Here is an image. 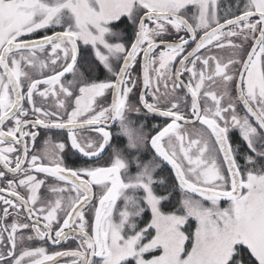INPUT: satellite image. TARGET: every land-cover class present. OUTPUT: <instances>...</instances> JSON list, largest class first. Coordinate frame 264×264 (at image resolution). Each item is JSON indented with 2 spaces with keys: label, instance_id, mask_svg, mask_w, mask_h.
<instances>
[{
  "label": "snow or ice",
  "instance_id": "6c2138e0",
  "mask_svg": "<svg viewBox=\"0 0 264 264\" xmlns=\"http://www.w3.org/2000/svg\"><path fill=\"white\" fill-rule=\"evenodd\" d=\"M235 8L221 23L217 0H0V264H264V0ZM125 20L131 37L116 28ZM40 30L51 34L28 38ZM234 38H251L250 51ZM81 42L109 78L80 71ZM225 46L242 54L227 62L212 54ZM141 56L138 103L170 121L150 137L128 115L141 111L130 102ZM66 74L73 78L65 82ZM217 80L222 92L206 89ZM178 89L190 94L191 111L170 95ZM196 122L202 130L189 133L184 126ZM41 127L65 132L69 145L49 137L43 154L34 153L33 129ZM232 130L248 153L233 147ZM85 131L95 139L82 138ZM114 136L126 144L114 145ZM67 146L85 160L109 154L104 166L73 168L61 155ZM165 163L181 192L174 211L163 210L171 194H161L168 185L156 176ZM49 178L56 198L44 202ZM146 209L150 220L141 227ZM24 232L34 235L18 237ZM69 238L78 239L76 248L17 247L18 240L58 246Z\"/></svg>",
  "mask_w": 264,
  "mask_h": 264
},
{
  "label": "rangeland",
  "instance_id": "374dc122",
  "mask_svg": "<svg viewBox=\"0 0 264 264\" xmlns=\"http://www.w3.org/2000/svg\"><path fill=\"white\" fill-rule=\"evenodd\" d=\"M238 3H240V0H217V4H218L217 15H218V17L221 18V23H223V17L225 15V10L228 9L229 7H231L233 11H236L235 6ZM241 6H242V4H241ZM236 14H239V12H236ZM228 18H231V16H229ZM126 25H127V21L125 20L124 22L117 24L116 25V28L118 30H120L124 36L131 37V35H132V29H131V27H126ZM56 30H61V29L57 28ZM39 32H45V31L40 30ZM38 33L35 34V35H31L28 38L31 39V38L40 37V36H38L39 35ZM45 34H50V33H44V35ZM181 35H183V33H181ZM167 38L169 40L172 39L171 36H169ZM233 43H235V44L243 43L244 52H246V51H248L250 49V45L253 43V41L251 40V38H249L247 41H244L242 38H234ZM225 44H226V41H225ZM80 46H82V48H83V46H86V45H83L82 42H81L80 43ZM88 47L89 46H86L84 48V50L88 49ZM85 54H88L89 56H92V55L94 56V52H93L92 48H91V53L90 52H87ZM212 54L213 55H216L219 58H221L224 62H227L229 59L239 58V55L242 54V53H239L238 54V52H237L236 49H233L231 47L225 46L224 48H222L220 50H217V49L213 48ZM82 57L84 58L83 55H82ZM140 58L141 57H139V60H140ZM26 70L34 78H41L38 69L28 68ZM45 71L48 72V74H51L50 71H48L47 69H45ZM80 71L83 72V69H80ZM137 75L140 76V78H141L140 64H138L136 66V68H135L134 76H137ZM93 77H95V76H93ZM109 77H110V74L107 73V71L105 70V77H104L103 80H105V79H107ZM72 78H73L72 75L69 74L66 77L65 82L67 80H71ZM140 89H141V81H140V83H138L137 87L133 90V94L130 97V102L133 105H136V106H139V107H140V105L138 103V97H139ZM169 89H171V84H169ZM206 89L207 90H214V91L217 92V94H219L220 92H222L224 90V85L219 80H217V82L215 84H212L211 82H206ZM164 91H165V89L162 86L160 88V93H163ZM228 92H229V95H230L231 99H233L234 101H236V95L237 94H236V91H235L234 86L229 85L228 86ZM170 95L180 98V108H181V111H182V108H184L185 105H186V102H188L187 101L186 94L183 92L182 89H178L176 92L170 93ZM106 98H107V103H110V100H111V91L106 92ZM46 103L48 105H52L53 104V100L50 99V100L46 101ZM208 103H209V106H211V102L209 101ZM203 104H204V102H203ZM236 104H237V110L240 112V115H243L244 113L238 107L239 102L236 101ZM128 115H129V119L132 120V121H134L137 127H139L140 124H143L144 125L143 132L146 133V134H148L149 137L151 135H153V132L154 131H157V128H154V126H156V125H163L164 124V123H160V122L153 121V120L151 121L149 115H146L143 112L142 108H141V111H140L139 114H137V113H135L133 111V112H130ZM184 127L187 129V131L189 133H192L194 130H202L200 124H195V125H190V126H184ZM112 132L113 133H118L119 132V124H117L116 128ZM43 134H45L44 135L45 136V139H48L50 137L51 138V141H52L53 134L51 132L43 133ZM234 134H236L239 137L234 142L235 148H238L240 154L248 153L249 150L247 148V144L240 138V135H239L238 130H232V131H230V134L229 135L233 136ZM91 135L95 136L94 134H91ZM114 137H115V139L117 138V140L115 142L116 146H123L127 142L126 141V138L123 137V136H114ZM120 141H122V142H120ZM149 148H150V145H149ZM244 148H245V150H244ZM43 149H44V143H43V146H42V149H41V152H40L41 155L43 154ZM149 155H151V152H149ZM243 163H244V161H243V159H241V164H243ZM132 171L133 172L135 171V165H132ZM156 176L157 177H161V176L164 177L165 178V182L166 183L169 182L170 183V186H171L170 189H167V192H163V191H161V190L158 189V191H161V194H168V193L171 194L169 200L166 201V202H164V208H163V210L164 211H174L179 206L178 205V201L181 198V192H180V189L178 187V183L172 182V180H170L171 176L168 175V173H166L164 170L161 171L160 169H157ZM195 198H199V197L197 196ZM205 203L206 204H209L210 202L205 201ZM226 206H227L226 202L225 201H221V207H226ZM146 213L147 214L144 215L142 217L141 221H140V226L141 227L144 226V222H147V221L150 220V216H151L150 210L149 209H146ZM191 223L194 226V221H191Z\"/></svg>",
  "mask_w": 264,
  "mask_h": 264
},
{
  "label": "flooded vegetation",
  "instance_id": "af4514ba",
  "mask_svg": "<svg viewBox=\"0 0 264 264\" xmlns=\"http://www.w3.org/2000/svg\"><path fill=\"white\" fill-rule=\"evenodd\" d=\"M59 31V30H57ZM51 34V33H50ZM41 37V36H40ZM39 38V37H37ZM32 39V38H31ZM194 46V45H192ZM86 46H79L80 48V55L82 56L83 52L82 50H84ZM250 51V49L248 50ZM87 52H90L91 53V47L89 46L88 49L84 50V54L87 53ZM90 58V60H92L95 64V66L93 67L92 71L89 72L87 70L88 68V65L86 64V60ZM87 59H81L80 60V64L78 65V67L80 69H83V72L85 74L86 77H91V79L93 80H96V81H102L105 77V69L103 68L102 65H100L98 63V61L95 60L94 56H90L88 57ZM140 70H141V89L140 91L142 90V56L140 58ZM69 74H66V77L68 76ZM95 76V77H93ZM183 79L186 81L187 80V76L185 75L183 77ZM183 92L186 94L187 96V101L186 102V105L184 108H182V111H185V112H189L191 111V96L190 94L187 93V90L186 89H182ZM140 94V92H139ZM111 99H112V92H111ZM149 100L151 102V99L149 97ZM111 102V100H110ZM201 104L202 106H204L203 104V100L201 101ZM143 110V112L146 114V115H149L151 121H157V122H160V123H167V122H170L168 120H166L165 118L163 117H160L158 114H152V113H147V110L144 109L142 106H140ZM238 107L241 109L242 108V105L239 103L238 104ZM243 112V111H242ZM118 123H115V125L113 127H111L109 130L113 131L116 126H117ZM195 124H199L198 122L196 123H190L188 125H185V126H190V125H195ZM33 130H37L39 132V136L37 138V140L35 141V146H34V149H33V152L36 153V154H40L41 152V149H42V146H43V143L44 141L46 140L45 139V134L43 133H48L49 131L45 130L44 128H39V129H33ZM157 130H159L157 128ZM51 133L53 134V138H52V143L53 144H56V143H59V142H64L66 145H69V142L66 140V133L65 132H62V131H59V130H54V131H51ZM93 133H91L90 131H85L83 133H80V135L82 136V138H93L95 139V136L91 135ZM155 134V131L153 132V135ZM239 138L236 134H234L233 136L230 135V142L232 143L233 147L235 148L234 146V142L235 140ZM117 138L115 139V137L113 138V141L112 143L114 145L115 142H116ZM122 142V141H120ZM245 150V148H244ZM111 150H109L110 152ZM109 153H105V156L102 157L100 160L96 161V160H85L83 159L80 155H76L75 154V150L71 149L70 146H67L66 149L64 150L63 153H61L63 159H64V163L66 166H69V167H80L84 164H97V165H100V166H104L105 164V160L107 158V155ZM41 155V154H40ZM238 162L241 164V159L238 158ZM162 169L168 173V175L171 176L170 180H172V182H176L178 183V181H176L175 179V173L174 171L171 169V166L170 165H167L166 163L164 165H162ZM38 178L40 179H44L45 176L44 174H39ZM56 183L53 179L49 178L47 181H46V185L42 186L41 188V199L42 201L44 202H47L48 200H54L56 197H55V194L51 193L48 191V187L52 184ZM4 184V182L0 181V187H2ZM168 185V188L167 189H170V183L168 182L167 183ZM94 191H98V189H94ZM39 206V205H38ZM23 216V213H21V217ZM9 223L11 222V218L9 219L8 221ZM26 222V221H25ZM23 234L24 236H27V235H34L33 233L31 232H24V233H18V237ZM77 244H78V239H73V238H69L67 241H64L62 242L60 245L58 246H51L50 242L48 243H44V242H41L39 240H32V241H28V240H24L23 242H20L18 240V250L19 249H22L23 247H37V246H44L46 248H48V251L49 252H52V251H60V250H64V249H67V248H76L77 247ZM68 259L69 258H60L59 260V264H68Z\"/></svg>",
  "mask_w": 264,
  "mask_h": 264
},
{
  "label": "trees",
  "instance_id": "16d2710c",
  "mask_svg": "<svg viewBox=\"0 0 264 264\" xmlns=\"http://www.w3.org/2000/svg\"><path fill=\"white\" fill-rule=\"evenodd\" d=\"M44 33L45 32H39L38 34V36H42V35H44ZM47 33H51V31L49 30V32H47ZM82 52H83V56H84V59H87L88 57H90L88 54H85L84 55V50H82ZM86 64L89 66H91V69H93V67L95 66V64H94V62L92 61V60H90V58H88L87 60H86ZM241 258L243 259V260H247V259H249L250 258V253H248L247 251H242V254H241Z\"/></svg>",
  "mask_w": 264,
  "mask_h": 264
},
{
  "label": "water",
  "instance_id": "95a60500",
  "mask_svg": "<svg viewBox=\"0 0 264 264\" xmlns=\"http://www.w3.org/2000/svg\"><path fill=\"white\" fill-rule=\"evenodd\" d=\"M32 39H37V38H32ZM142 63H143V57H142ZM186 90H187V89H186ZM109 124H110L111 127H113V126L115 125V123H114V122H111V121L109 122ZM111 127H110V128H111Z\"/></svg>",
  "mask_w": 264,
  "mask_h": 264
}]
</instances>
